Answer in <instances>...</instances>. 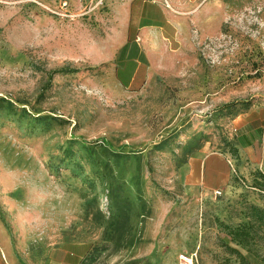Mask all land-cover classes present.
I'll list each match as a JSON object with an SVG mask.
<instances>
[{
    "label": "rangeland",
    "instance_id": "374dc122",
    "mask_svg": "<svg viewBox=\"0 0 264 264\" xmlns=\"http://www.w3.org/2000/svg\"><path fill=\"white\" fill-rule=\"evenodd\" d=\"M115 1L0 0V250L264 264V0H163L148 27L119 23ZM127 30L131 87L114 76ZM218 155L222 186L202 173Z\"/></svg>",
    "mask_w": 264,
    "mask_h": 264
},
{
    "label": "crops",
    "instance_id": "0c3cea01",
    "mask_svg": "<svg viewBox=\"0 0 264 264\" xmlns=\"http://www.w3.org/2000/svg\"><path fill=\"white\" fill-rule=\"evenodd\" d=\"M115 2H119L118 6L120 8V11H118V22L124 25L144 24V27L155 25L162 22V18H165L167 12L163 0H116ZM133 28H135V26ZM135 37L132 39L127 30L124 37H122L125 41L120 46H118L114 53L115 59L120 56L121 58H124L123 65L114 66V76L116 80L124 87H131L136 84V81L138 79V71L140 70L139 66L141 50L139 45L137 44V38ZM129 51H131L130 56H128ZM260 138L261 151L259 158L261 160V163L259 169L261 167H264V130L261 131ZM248 140L250 141L248 144H246V146H241V149L244 152L241 153L240 149V154H246L250 158H253V148L259 140L257 138H254L253 136L248 138ZM229 164L231 163L229 162ZM225 168V160L218 155L217 157L210 159V161L204 164L202 173L206 178L213 177L219 185H223L225 181H228V176H225ZM248 170L246 169L247 172ZM0 264H12V262L5 256V254L1 250Z\"/></svg>",
    "mask_w": 264,
    "mask_h": 264
},
{
    "label": "built area",
    "instance_id": "2783aa9c",
    "mask_svg": "<svg viewBox=\"0 0 264 264\" xmlns=\"http://www.w3.org/2000/svg\"><path fill=\"white\" fill-rule=\"evenodd\" d=\"M216 193L219 194L220 191L217 190ZM192 260H193L192 258H189V259H188V258H182V262H183V263H182V262H181V263H182V264H193Z\"/></svg>",
    "mask_w": 264,
    "mask_h": 264
},
{
    "label": "trees",
    "instance_id": "16d2710c",
    "mask_svg": "<svg viewBox=\"0 0 264 264\" xmlns=\"http://www.w3.org/2000/svg\"><path fill=\"white\" fill-rule=\"evenodd\" d=\"M261 179L264 180V175H262ZM256 210H258V209H256ZM258 211H259L260 213H262V218H264V211H261V210H258Z\"/></svg>",
    "mask_w": 264,
    "mask_h": 264
}]
</instances>
